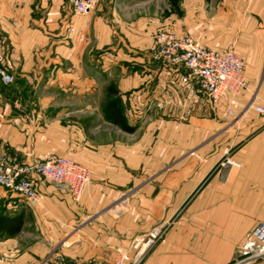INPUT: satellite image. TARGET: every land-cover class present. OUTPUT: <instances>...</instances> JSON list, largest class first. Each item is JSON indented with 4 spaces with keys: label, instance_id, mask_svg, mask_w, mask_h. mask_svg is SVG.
Returning a JSON list of instances; mask_svg holds the SVG:
<instances>
[{
    "label": "crops",
    "instance_id": "crops-1",
    "mask_svg": "<svg viewBox=\"0 0 264 264\" xmlns=\"http://www.w3.org/2000/svg\"><path fill=\"white\" fill-rule=\"evenodd\" d=\"M111 4L100 0L78 15L68 0H0V66L14 78L0 80V151L21 160L70 156L90 177L74 201L35 176V207L0 186L4 211L24 215L21 231L0 241V264H52L53 254L66 264L108 260L131 236L160 223L165 233L142 264H230L264 221V113L246 108L252 90L264 106V0H178L174 21L159 28L233 47L243 58L247 89L217 106L180 85V71L151 60L152 34L131 35L128 49L141 63L131 57L118 64L117 51L110 68L133 132L104 119L94 92L99 80L86 72L87 65L97 68V49L113 36L100 22ZM97 98L98 107L88 105ZM232 147L228 156L241 166L221 179L214 168ZM24 228L33 240L8 263L7 245Z\"/></svg>",
    "mask_w": 264,
    "mask_h": 264
},
{
    "label": "built area",
    "instance_id": "built-area-1",
    "mask_svg": "<svg viewBox=\"0 0 264 264\" xmlns=\"http://www.w3.org/2000/svg\"><path fill=\"white\" fill-rule=\"evenodd\" d=\"M74 13L86 15L93 11L100 0H68ZM68 34L74 32L67 28ZM150 57L154 62L181 72L180 85H190L191 95L206 97L213 106L247 89L244 78V60L233 47L218 49L202 44L189 32L178 33L174 30L159 29L152 35ZM3 56L0 55V64ZM2 84L11 83V73L0 66ZM256 90H252L246 108L264 113ZM226 112L233 115L232 109ZM241 163L229 156L221 157L214 171L225 179L230 167H240ZM54 185L61 193L78 201L84 187L89 183L88 169L75 159L55 153L44 158L31 156L21 160L0 151V186L24 198L27 205L40 204L36 177ZM166 230L163 223L149 230L131 236L126 247L116 250L108 260L89 259L84 264H142L152 248L162 239ZM264 259V221L256 223L239 245V254L230 264H254ZM52 264H66L59 254L51 256Z\"/></svg>",
    "mask_w": 264,
    "mask_h": 264
},
{
    "label": "rangeland",
    "instance_id": "rangeland-1",
    "mask_svg": "<svg viewBox=\"0 0 264 264\" xmlns=\"http://www.w3.org/2000/svg\"><path fill=\"white\" fill-rule=\"evenodd\" d=\"M204 1L209 2L210 0ZM211 1L214 3V1L218 0ZM109 7V9L101 11L100 22L103 28L107 25L112 27L113 36L109 43H106L101 48L97 49L95 54L96 58L98 59L96 63L97 68H94V66L91 65H87L86 68L88 75L96 76V79L99 80V85L94 92L103 99V103L106 99V87L109 84L114 83L117 79L116 73H111L112 68H110V66H112L111 63L116 60L114 59L115 53L120 51V55H118V59L120 61L117 62L118 64L123 62L128 63L129 61H127L125 58L131 57L136 58L131 61H138L139 56L137 57L136 55H132V52H130L128 49L129 40L132 38L131 35L138 34V36L149 37L151 34H154L155 30L169 27L170 25L168 23L170 21H174L175 17L178 15L176 12H174V10H171L169 0H112V4ZM169 11L172 13H169ZM95 71L97 72L95 73ZM50 88H52L53 92L62 93V90L60 87H58V85H52ZM73 100L74 99H72V104L74 106H78V104L81 103L79 99ZM88 102V105H90L92 108L94 105L97 107L99 105L98 98L95 101L91 100ZM86 120L91 121V123H98L100 121L99 118L95 117H89L86 118ZM103 124L106 125L105 122H103ZM233 150V147L228 149L227 156ZM1 207L2 206L0 202V208ZM30 233H32L31 229L24 228V232L19 236L17 241L7 245L8 253L6 257L8 258V263L13 262V260L20 254L23 245L33 240ZM0 241H4L2 236H0ZM2 256L3 253L0 252V258H2Z\"/></svg>",
    "mask_w": 264,
    "mask_h": 264
},
{
    "label": "trees",
    "instance_id": "trees-1",
    "mask_svg": "<svg viewBox=\"0 0 264 264\" xmlns=\"http://www.w3.org/2000/svg\"><path fill=\"white\" fill-rule=\"evenodd\" d=\"M177 3L178 0H169V5L172 11H176ZM102 111L106 121L118 126L126 132H133L135 130L136 126L129 124L125 117L124 108L114 83H111L106 87V99L103 103ZM23 221V213L9 214L1 207L0 236L5 238L17 235L21 231Z\"/></svg>",
    "mask_w": 264,
    "mask_h": 264
}]
</instances>
